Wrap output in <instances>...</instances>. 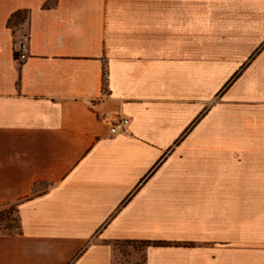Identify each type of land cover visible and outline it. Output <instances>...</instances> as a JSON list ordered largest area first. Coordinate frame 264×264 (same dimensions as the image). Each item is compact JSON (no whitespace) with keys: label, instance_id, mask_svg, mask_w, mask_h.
Segmentation results:
<instances>
[{"label":"crops","instance_id":"crops-1","mask_svg":"<svg viewBox=\"0 0 264 264\" xmlns=\"http://www.w3.org/2000/svg\"><path fill=\"white\" fill-rule=\"evenodd\" d=\"M3 210L0 264H264V0H0Z\"/></svg>","mask_w":264,"mask_h":264},{"label":"rangeland","instance_id":"rangeland-1","mask_svg":"<svg viewBox=\"0 0 264 264\" xmlns=\"http://www.w3.org/2000/svg\"><path fill=\"white\" fill-rule=\"evenodd\" d=\"M25 28H19L16 33V40L23 42ZM18 220L14 210L0 211V234H13L17 232ZM141 245H132L118 249L116 264H143Z\"/></svg>","mask_w":264,"mask_h":264},{"label":"built area","instance_id":"built-area-1","mask_svg":"<svg viewBox=\"0 0 264 264\" xmlns=\"http://www.w3.org/2000/svg\"><path fill=\"white\" fill-rule=\"evenodd\" d=\"M26 56L25 54H21L19 56V59L25 60ZM129 125V121L128 119L122 118L119 119L117 122H115L114 124H112L109 128V134L111 136H116V135H126L127 134V128Z\"/></svg>","mask_w":264,"mask_h":264},{"label":"trees","instance_id":"trees-1","mask_svg":"<svg viewBox=\"0 0 264 264\" xmlns=\"http://www.w3.org/2000/svg\"><path fill=\"white\" fill-rule=\"evenodd\" d=\"M26 22H27V16L26 14H17L15 16H13L9 22H8V26L11 27L14 31V33H16V31L19 29V28H25V35L23 36V38H26ZM134 245H141V246H145L144 244H134Z\"/></svg>","mask_w":264,"mask_h":264}]
</instances>
